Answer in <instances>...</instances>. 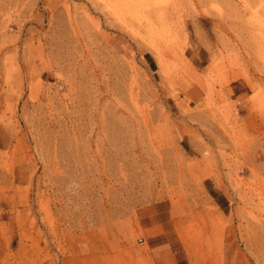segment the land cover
Returning <instances> with one entry per match:
<instances>
[{
	"label": "rangeland",
	"instance_id": "obj_1",
	"mask_svg": "<svg viewBox=\"0 0 264 264\" xmlns=\"http://www.w3.org/2000/svg\"><path fill=\"white\" fill-rule=\"evenodd\" d=\"M0 264H264V0H0Z\"/></svg>",
	"mask_w": 264,
	"mask_h": 264
}]
</instances>
